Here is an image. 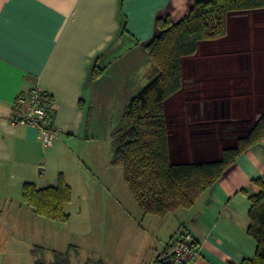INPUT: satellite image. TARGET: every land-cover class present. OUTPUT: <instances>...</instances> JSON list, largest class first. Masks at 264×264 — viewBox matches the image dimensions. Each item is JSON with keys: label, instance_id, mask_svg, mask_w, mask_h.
<instances>
[{"label": "crops", "instance_id": "crops-1", "mask_svg": "<svg viewBox=\"0 0 264 264\" xmlns=\"http://www.w3.org/2000/svg\"><path fill=\"white\" fill-rule=\"evenodd\" d=\"M191 6L192 0H26L16 5L13 0H0V211L12 199H21L24 183L52 186L59 173L73 192L74 185L82 182V157L90 159L96 151V132L106 127L113 113L121 116L124 106L144 87L139 88L130 76L142 58L148 64L141 45L157 33L155 20L178 22ZM245 13L258 14L251 19L256 30L248 36L254 40L248 49L255 62L235 69L264 72V50L256 35L260 26L264 28V11L230 14L226 36L205 43L228 37L231 16ZM237 24L236 33L244 39L248 26ZM126 55L129 61L118 64ZM93 66L106 70L97 80L90 77ZM151 70H146L145 77ZM32 89L53 99L55 139L50 147H42L34 128L11 121L17 95ZM167 126L171 163L219 158L185 147L188 135L203 142L199 131L191 135L173 131L168 119ZM255 179H264V135L193 208L163 219L142 215L143 228L151 234L144 231L150 236L148 263L160 264L158 253L184 232L195 240L197 256L191 264H240L252 259L255 243L247 233V195L258 192ZM147 249L140 255L141 264L147 263L142 260ZM120 264L137 263L124 259Z\"/></svg>", "mask_w": 264, "mask_h": 264}, {"label": "rangeland", "instance_id": "rangeland-1", "mask_svg": "<svg viewBox=\"0 0 264 264\" xmlns=\"http://www.w3.org/2000/svg\"><path fill=\"white\" fill-rule=\"evenodd\" d=\"M257 15L231 16L228 37L218 42L200 43L195 55L183 59L182 88L166 101L164 108L171 130L190 135L196 130L197 134L204 135L203 142H195L188 135L185 146L188 151L202 153L205 150L204 154H210L211 159L219 157L221 150L234 147L237 139L246 136L264 112V72L235 69L236 65L255 62L248 49L254 40L248 36L256 30L251 19L258 18ZM237 22L248 26L243 32L244 39L236 33L239 32L235 30ZM257 30V42L264 50V28L260 26ZM128 59V55L123 56L118 64ZM147 61L146 66L142 58V63L130 76L139 88L153 78L151 71L145 77L146 70L152 69L151 62ZM119 118L120 113H113L106 127L94 135L97 145L93 156L82 157V182L74 185L71 201L64 208L69 215L67 223L35 215L20 198L3 206L0 264H34L35 258L31 255L34 246L46 250L47 261L52 251L65 252L71 246L70 264L99 260L103 264H120L124 259L128 263L134 260L142 263L140 255L148 248L150 236L147 234H151L144 229L143 214L127 190L121 167L110 162V135ZM142 236L145 247L143 241L139 243ZM147 254L148 249L142 254V260L149 264Z\"/></svg>", "mask_w": 264, "mask_h": 264}, {"label": "trees", "instance_id": "trees-1", "mask_svg": "<svg viewBox=\"0 0 264 264\" xmlns=\"http://www.w3.org/2000/svg\"><path fill=\"white\" fill-rule=\"evenodd\" d=\"M252 11H264V0H192L188 15L180 21L157 18V33L141 45L152 64L153 78L128 101L113 126L110 162L121 167L127 190L143 216L163 219L193 208L241 155L262 139L264 112L246 136L236 140L234 147L221 150L217 160L173 164L169 157L164 108L166 101L182 88L183 59L195 55L200 43L224 38L230 14ZM105 71L93 66L90 77L97 80ZM53 116L54 108H51V128ZM254 183L258 192L247 195L250 202L247 233L255 243V252L252 259L243 260L240 264H264V179H255ZM71 198V188L61 173L52 186L37 188L29 182L22 185V204L35 215L53 222L69 221L64 208ZM70 248L65 252L52 251L48 261L44 257L46 250L40 246H34L31 255L35 258L34 264H70ZM157 262L176 264L170 259ZM86 264L103 263L99 260Z\"/></svg>", "mask_w": 264, "mask_h": 264}, {"label": "built area", "instance_id": "built-area-1", "mask_svg": "<svg viewBox=\"0 0 264 264\" xmlns=\"http://www.w3.org/2000/svg\"><path fill=\"white\" fill-rule=\"evenodd\" d=\"M53 108L50 95H41L39 90L20 92L14 102L12 123H23L37 131L42 147L52 146L55 132L50 126L49 111ZM197 256L195 240L190 233L174 236L156 256L157 261L173 260L176 264H191Z\"/></svg>", "mask_w": 264, "mask_h": 264}, {"label": "snow or ice", "instance_id": "snow-or-ice-1", "mask_svg": "<svg viewBox=\"0 0 264 264\" xmlns=\"http://www.w3.org/2000/svg\"><path fill=\"white\" fill-rule=\"evenodd\" d=\"M25 2L26 0H13V5L23 4ZM2 27H3V16H0V31H2Z\"/></svg>", "mask_w": 264, "mask_h": 264}]
</instances>
